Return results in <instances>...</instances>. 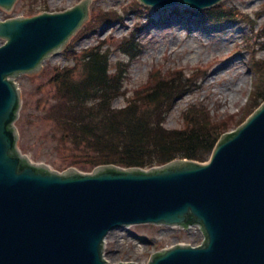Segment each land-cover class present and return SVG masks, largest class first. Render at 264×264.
Segmentation results:
<instances>
[{
	"label": "water",
	"instance_id": "obj_1",
	"mask_svg": "<svg viewBox=\"0 0 264 264\" xmlns=\"http://www.w3.org/2000/svg\"><path fill=\"white\" fill-rule=\"evenodd\" d=\"M15 1L0 0V7L10 10ZM139 1L201 11L222 0ZM90 2L0 21V264H106V236L136 225L198 226L204 236L200 246L163 250L148 264H264V103L220 137L204 164L58 174L20 154L13 80L36 73L64 47L87 21Z\"/></svg>",
	"mask_w": 264,
	"mask_h": 264
},
{
	"label": "rangeland",
	"instance_id": "obj_2",
	"mask_svg": "<svg viewBox=\"0 0 264 264\" xmlns=\"http://www.w3.org/2000/svg\"><path fill=\"white\" fill-rule=\"evenodd\" d=\"M79 2L17 0V6L57 12ZM17 6L9 13L0 8V21L22 16L18 15L21 13L16 11ZM216 8V12L229 9L242 19L226 13L213 16L211 20L194 19L179 12L184 7H177L174 12L146 8L136 0H92L90 23L70 40L69 49L48 58L37 73L14 79L21 98L15 122L20 152L31 163L46 165L60 173L74 164L67 153L74 154L69 142L64 141L62 133L50 120L49 110L56 98L53 80L62 69H67L72 81H78L83 72V51L97 47L102 53L106 52L108 76L117 80V96L112 108H123L152 89L160 78L168 82L183 75L188 79L198 70L196 84L166 107L170 106L164 127L181 128L183 111L195 104L217 119L229 121V131L234 129L241 123L242 114L255 94L259 74L264 72V0H223ZM105 14H109V18L117 15V20L96 23ZM149 22H153L154 28L148 26ZM94 23L96 27L91 26ZM146 25L148 30L143 31ZM131 36L139 38L140 44L139 49L128 54L125 45ZM254 97L259 102L262 100L261 96ZM78 170L90 173L91 167ZM197 238L195 232L161 230L149 225L125 228L113 231L105 239L104 258L108 264H146L149 255L160 247Z\"/></svg>",
	"mask_w": 264,
	"mask_h": 264
},
{
	"label": "trees",
	"instance_id": "obj_3",
	"mask_svg": "<svg viewBox=\"0 0 264 264\" xmlns=\"http://www.w3.org/2000/svg\"><path fill=\"white\" fill-rule=\"evenodd\" d=\"M216 10L199 16L210 20L223 13L235 16L230 10ZM36 11L19 9L24 15ZM108 16L105 14L96 23L106 24L116 19ZM96 23L91 26L96 27ZM133 49L138 46L131 39L125 45V52L129 54ZM82 62L83 72L78 81H72L68 70L56 74V98L49 110L50 120L74 153L67 152L68 155L81 169L107 164L148 169L176 159L205 162L220 135L230 127L229 121H221L205 108L191 104L182 114L183 128H164L170 106L166 107L192 87V80H186L182 75L168 82L160 78L139 98L123 108H112V101L117 96V80L108 76L106 52L102 53L98 47L84 50ZM257 82L259 85H255V94L243 112L242 120L262 102L254 95L264 99V72L259 74Z\"/></svg>",
	"mask_w": 264,
	"mask_h": 264
},
{
	"label": "bare ground",
	"instance_id": "obj_4",
	"mask_svg": "<svg viewBox=\"0 0 264 264\" xmlns=\"http://www.w3.org/2000/svg\"><path fill=\"white\" fill-rule=\"evenodd\" d=\"M148 26L152 29V28H154V25H153V22H149V24H148ZM147 28V25L144 27V30L143 31H147L148 29H146ZM139 34H137V36H138ZM139 49V48H138ZM207 80V79H206Z\"/></svg>",
	"mask_w": 264,
	"mask_h": 264
}]
</instances>
